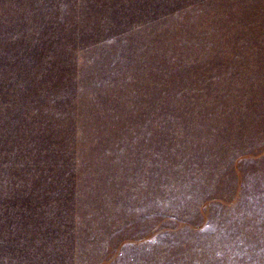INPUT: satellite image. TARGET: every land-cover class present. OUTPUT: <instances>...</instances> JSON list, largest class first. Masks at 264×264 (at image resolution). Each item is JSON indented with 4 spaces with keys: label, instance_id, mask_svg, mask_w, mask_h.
<instances>
[{
    "label": "rangeland",
    "instance_id": "374dc122",
    "mask_svg": "<svg viewBox=\"0 0 264 264\" xmlns=\"http://www.w3.org/2000/svg\"><path fill=\"white\" fill-rule=\"evenodd\" d=\"M0 264H264V0H0Z\"/></svg>",
    "mask_w": 264,
    "mask_h": 264
}]
</instances>
